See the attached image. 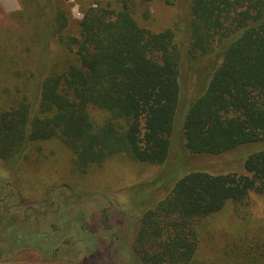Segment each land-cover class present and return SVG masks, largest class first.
Returning <instances> with one entry per match:
<instances>
[{
  "label": "trees",
  "instance_id": "trees-1",
  "mask_svg": "<svg viewBox=\"0 0 264 264\" xmlns=\"http://www.w3.org/2000/svg\"><path fill=\"white\" fill-rule=\"evenodd\" d=\"M112 1L84 10L75 33L57 0L39 11L36 0L24 1L25 15L16 16L28 25L25 45L22 36L0 40V160L12 169L33 144L59 141L78 174L115 158L169 170L176 134L195 158L257 144L245 174L191 169L174 177L142 211L130 247L137 264H264V242H246L245 234L218 261L197 253L207 220L227 204L245 216L250 194L264 195V0H187L181 46L175 21L161 29L150 23L157 0ZM46 12L58 47L49 65ZM34 50L32 63L21 61ZM215 54L205 89L180 113L183 67L191 73L193 62Z\"/></svg>",
  "mask_w": 264,
  "mask_h": 264
},
{
  "label": "rangeland",
  "instance_id": "rangeland-1",
  "mask_svg": "<svg viewBox=\"0 0 264 264\" xmlns=\"http://www.w3.org/2000/svg\"><path fill=\"white\" fill-rule=\"evenodd\" d=\"M24 1L0 0L1 41L9 36H22L21 42L25 45L27 36L24 35H28V25L16 16L17 13L25 15ZM57 1L56 7L68 13L70 33H75L76 22L82 19L84 10L113 3L112 0ZM157 1L148 7L153 14L150 23L154 29H161L175 21L176 42L183 45L188 38L187 0H169L170 6L164 3L165 0ZM31 3L39 11L38 4L43 5L44 0ZM141 12V7L136 8L137 16ZM50 16L46 12V18L40 25L43 34L47 36L43 42H47L50 47L48 65L55 60L58 52L56 42L50 38ZM29 54H33L31 60L26 56ZM29 54L21 55V61L27 58L32 63L36 58V50ZM218 63L219 57L215 54L208 59L193 62L195 67L191 73L190 67H183L180 113L195 94L203 92ZM178 137L176 134L171 148L169 170L115 158L101 167L92 168L86 174H78L73 171L71 152L59 141L33 144L12 169L0 161V186H3L1 197L5 198L12 189L13 196L9 205L16 202L36 203L43 208L38 214L43 222L16 235L9 229L14 221L10 218L7 221L8 217H5L14 215L12 212L4 213V206L0 205V216H3V222L6 223L3 231L9 229L3 241H0V247L3 246L0 264H112L108 258V241L113 239L115 232H123L124 235L120 236L121 246L114 250V260L120 264H137L130 243L138 218L143 210L166 193L174 177L191 169L245 174L244 160L261 150L255 144L220 157L195 158L186 154ZM157 178L161 181L156 184L154 181ZM49 199L53 205L49 206ZM106 209L107 214H114L109 222L103 217ZM44 212L47 213L45 216ZM207 223L210 225L197 250L199 259L211 262L220 260L231 239L236 241L244 234L248 235L246 242L263 243L264 195L250 194L245 216H238L234 206L227 204ZM19 227L16 226L17 229ZM110 228L112 231L108 232ZM63 241H67L68 245H62Z\"/></svg>",
  "mask_w": 264,
  "mask_h": 264
},
{
  "label": "flooded vegetation",
  "instance_id": "flooded-vegetation-1",
  "mask_svg": "<svg viewBox=\"0 0 264 264\" xmlns=\"http://www.w3.org/2000/svg\"><path fill=\"white\" fill-rule=\"evenodd\" d=\"M1 162H3L2 160H0ZM3 195V186H0V205H3V209H4V213L7 212H12V214L14 216H5L8 217L6 218L7 221L10 218L12 221H14L12 227H10V231H14L16 235H19L21 233H23L26 228H29L30 226H39L43 221H41L38 218V214L42 211V207L39 206L36 203H17L13 204V205H9L10 203V199L13 196V191L12 189H10L8 191V194L5 196V198L1 197ZM49 206L50 204H52V200H48ZM47 213L44 212V216ZM16 215V216H15ZM113 215H109L107 214V209L103 211V217L106 220V222H109V218ZM6 224L5 222H3V216H0V241L2 242L3 239L5 238V235L9 232V229L7 228L6 231H3V225ZM16 226H20L19 229L16 228ZM20 230H22L20 232ZM112 229H108V232H111ZM4 234V235H3ZM123 234L120 232H115L113 235V239H111L110 241H108V258L109 261L112 262V264H120L117 261L114 260V250L118 249L119 246H121V241H120V236ZM124 235V234H123ZM31 239H33V236H31ZM62 245H68L67 241H63L61 243ZM57 250H59V248H57ZM0 252H3V246L0 247ZM123 263V262H122ZM121 263V264H122ZM124 264V263H123Z\"/></svg>",
  "mask_w": 264,
  "mask_h": 264
}]
</instances>
